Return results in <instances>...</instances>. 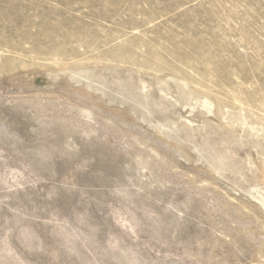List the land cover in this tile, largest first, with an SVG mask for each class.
<instances>
[{
    "label": "rangeland",
    "instance_id": "obj_1",
    "mask_svg": "<svg viewBox=\"0 0 264 264\" xmlns=\"http://www.w3.org/2000/svg\"><path fill=\"white\" fill-rule=\"evenodd\" d=\"M0 264H264V0H0Z\"/></svg>",
    "mask_w": 264,
    "mask_h": 264
}]
</instances>
